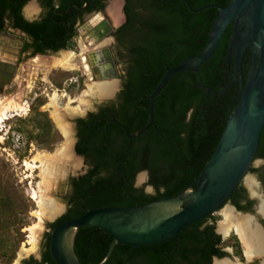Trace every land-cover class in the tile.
Instances as JSON below:
<instances>
[{
	"label": "trees",
	"instance_id": "1",
	"mask_svg": "<svg viewBox=\"0 0 264 264\" xmlns=\"http://www.w3.org/2000/svg\"><path fill=\"white\" fill-rule=\"evenodd\" d=\"M25 1L0 0V10L9 8L19 21ZM59 1L60 10L72 2L70 11H76L83 0ZM88 1L87 10L104 6V0ZM124 1L127 20L120 36L129 47L127 73L116 101L82 120L81 142L76 150L86 155L89 167L71 180L69 207L51 223L52 227L79 216L88 208L140 205L194 187L193 182L213 153L227 114L236 101L237 82L226 85L233 72L232 58L226 60L230 26L211 57L199 67L200 80L210 90L199 84V78L192 71L174 74L155 97L154 123L129 140L125 130L132 133L147 123V97L165 69L200 53L206 44L218 9L208 7L194 12L192 8L207 4L225 6L231 0ZM45 3L52 5L50 0ZM20 26L41 51L57 49L59 44L53 43V34L66 31L62 23H53L49 15L40 23L23 21ZM250 62L251 51L247 48L241 61L243 79ZM255 159H261L262 163L252 166L250 171L256 174L264 189V126ZM144 170L148 172L146 184L153 187L152 193L134 186L135 176ZM244 194L242 183L232 193L240 209L251 207V202L241 204L240 197ZM204 219L186 227L178 239L137 247L116 244L104 264H209L210 256L217 253L214 247L217 237L210 228L198 231ZM48 240L49 233L45 237L42 261L31 259L27 264H56L49 253ZM111 240L98 227L82 226L76 232L74 250L82 264L100 262Z\"/></svg>",
	"mask_w": 264,
	"mask_h": 264
},
{
	"label": "rangeland",
	"instance_id": "2",
	"mask_svg": "<svg viewBox=\"0 0 264 264\" xmlns=\"http://www.w3.org/2000/svg\"><path fill=\"white\" fill-rule=\"evenodd\" d=\"M105 3L106 13L101 16L107 15L112 25L117 26L121 12L119 0H106ZM29 8L36 11L31 2L24 11ZM95 15L89 14L85 21ZM93 39L89 38V44ZM112 40V36L107 35L90 46L79 35L61 52L33 56L26 53L19 60L14 80L0 94V116L10 101L13 104L7 108V118L0 120V264H27L31 259H40L43 239L51 223L68 209L71 180L88 168V163L74 152V120L112 103L121 89L119 76L93 78L84 55L95 48L108 46ZM16 50L17 41L10 46V52H0V58L16 60ZM126 67L124 63L119 65L120 75L125 73ZM108 84L113 86L107 88L105 95L108 98H99ZM261 161L256 159L253 166H259ZM247 176L256 183L259 194L264 195L256 174L249 171ZM136 178L138 186L152 191L146 184L144 172ZM242 184L250 192L248 186ZM230 210V204L226 203L220 215H214L217 225L227 221ZM53 212L55 215L51 218ZM39 213L46 222L40 220ZM244 216L234 221L230 219L229 229L231 224L236 230L244 228V221L249 217L259 219L253 212ZM33 234L36 243L27 252L25 250L32 247ZM225 237L228 242L233 240L228 235ZM240 240L242 243L234 250V259L231 255L225 259L234 263L246 262L241 256L246 253L249 258V255L241 236Z\"/></svg>",
	"mask_w": 264,
	"mask_h": 264
},
{
	"label": "water",
	"instance_id": "3",
	"mask_svg": "<svg viewBox=\"0 0 264 264\" xmlns=\"http://www.w3.org/2000/svg\"><path fill=\"white\" fill-rule=\"evenodd\" d=\"M119 4L121 8L122 0H119ZM208 7H216L218 12L202 51L165 69L147 97V123L132 133L125 131L130 140L151 127L154 123L155 97L176 73H196L199 84L209 91L210 88L200 80L199 67L211 57L221 36L232 25L226 60L232 58L233 72L226 85L236 81L239 92L227 114L213 153L193 182L195 186H189L174 196L140 205L88 208L73 219L50 226L48 249L56 264H82L74 250L75 235L82 226L98 227L112 238L104 258L100 262L89 264L107 262L116 244L137 247L178 239L179 233L186 227L216 213L241 183L248 186L252 197L257 196L256 213L264 218V195L259 194L256 183L247 176L256 162L255 156L264 126V0H231L225 6L207 4L192 10L200 11ZM247 48L251 51V64L243 79L241 61ZM97 52L102 54V51ZM107 52V57H110L109 51ZM16 68L14 62L0 60V94L11 84ZM107 87L111 89L113 86L108 84ZM105 94H101L99 98L104 99ZM249 220L257 224L255 216L249 217ZM43 221L46 222L47 219ZM245 224L244 229L253 239H264L263 232L257 226ZM255 228L257 235L252 231ZM259 251H264V246Z\"/></svg>",
	"mask_w": 264,
	"mask_h": 264
},
{
	"label": "flooded vegetation",
	"instance_id": "4",
	"mask_svg": "<svg viewBox=\"0 0 264 264\" xmlns=\"http://www.w3.org/2000/svg\"><path fill=\"white\" fill-rule=\"evenodd\" d=\"M45 1L46 0H26L24 4L21 6L20 13H19V16H20L19 21L16 20L14 15L11 14V11L9 8L0 10V52H3V53L10 52L9 51L10 46L12 45L13 42L17 41V50H16L17 59L10 60L9 58H5V60L14 62L16 65H18L19 60L26 53L33 56V55H43L45 53L55 54V53L61 52L62 50H66L68 49L69 45L72 44L71 41L72 40L76 41L77 36L79 35L82 36L85 42L90 46L94 45L96 42H98L103 37H106L107 35H111L113 38L111 44H109L108 46L95 48L91 50L90 52H88L87 54L85 53L84 55L85 57L84 56L83 57H84V60L88 63L87 65L91 69V74L93 78H103V77H107L106 75L119 76L121 78V87H122L123 79L126 76L127 70L125 69V73L120 75L119 65L121 63H124V65L126 64L127 66L129 63V49H128L129 47L123 42L125 40L121 38L120 36L123 30L122 26L127 20V17L123 10L125 1L122 0L121 12H120V15H118L117 17V20H118L117 26L112 25L111 20L110 18H108L107 15L101 16V13H104V14L106 13V10H105L106 0H104V6L102 8H96L92 10L86 9L89 5V1L83 0L82 3L77 6L76 11H72V10L70 11L71 5L74 4L72 2H71L72 4L70 3L65 10L64 9L60 10L59 0H50V3H52V5H50L49 3H45ZM30 2L31 4H34V6L36 7L35 12H33L31 8L27 9L26 12L24 11V7ZM192 9H196V8H192ZM194 12H197V11H194ZM92 13L96 15L92 17L91 20L85 21V18L89 14H92ZM48 15L51 17L53 23H56L57 25L62 23L66 31L65 32L57 31L56 34H53L54 36L52 40L53 43L56 45L59 44V47L57 49L55 50L49 49L46 51L45 50L41 51L40 49L36 48V46L34 45L35 42L32 39V37L20 25H22L23 21L28 24L40 23ZM67 26H71V28H68ZM90 37L94 38L93 40H91V43L93 44L91 43L89 44ZM62 43H64V45H62ZM97 51H102V54L99 55ZM107 51H109L110 57H107V53H108ZM250 64L247 63L248 69L250 67ZM238 92H239V86H238ZM237 95H236V99H237ZM115 98L117 99V95L115 96ZM112 103H114V101ZM103 107L105 106L99 107L97 112ZM107 112L111 113L109 110H107ZM90 113L92 112H88L84 117H77L74 120L75 122L74 123V134H75L74 152L77 156H79L85 162H87L86 155L84 153L77 152L76 146L81 142L80 129L82 125V120L86 119ZM120 127L124 129L122 125ZM129 146H130V143L127 144V149ZM261 163L262 161L260 162V164ZM87 170L88 168L83 173H85ZM140 172H144V174L147 177L146 179L148 180V172L146 170L140 171ZM139 173H137V175ZM137 175L135 176V179H134V186L143 187V186H138L136 184ZM143 188H144L145 193L153 192L152 186H151L152 188L151 192H148L145 189V187ZM256 197H257L256 195L255 197H252L250 192H248L247 189L245 188V194L242 197H240L241 204L243 205L247 202H251V207L248 209H240L235 205L234 203L235 198L233 197V195H231V197L227 200L226 203L230 204L231 210L233 211L231 212L235 216L232 218V220L234 221L236 218H239L240 216H244L245 214H247V212L256 213L257 211L256 209L257 198ZM222 207L213 215L204 217L205 219L199 225V229H198V231L201 233V231H204L206 228H210L215 234V236L217 237L216 239L217 241L214 243V247L217 249V253L210 256L209 264H264V251L262 252L259 251L264 246V243H262L260 240L261 237L255 241L252 238L254 241L253 246L255 247L253 249L254 251H252L253 253H251V256L249 258L246 256V253L242 254L241 258L245 260L246 262L234 263V261H232L231 259H225V256H228V255L229 256L231 255L233 258L234 250L239 248L242 242L240 240L239 232L238 230H236L234 225L232 224L230 225V229L227 233L224 230L225 223H222L220 225L216 224L217 218L214 215H220L219 212L222 209ZM256 215L259 218L257 220V224L255 222H254L255 224H253V221H250V220L248 221V219H246V221L244 222L245 223L248 222L247 223L248 226L249 225L257 226L258 230L262 231L264 234V218L261 217V215L258 213H256ZM225 235L232 237L233 240L231 242L226 241ZM44 241H45V238L43 239V245H44ZM42 251H43V247L41 250L40 259L36 260L37 262L42 261ZM207 263L208 262H206V264Z\"/></svg>",
	"mask_w": 264,
	"mask_h": 264
},
{
	"label": "bare ground",
	"instance_id": "5",
	"mask_svg": "<svg viewBox=\"0 0 264 264\" xmlns=\"http://www.w3.org/2000/svg\"><path fill=\"white\" fill-rule=\"evenodd\" d=\"M0 60H2L1 58H0ZM14 80V79H13ZM104 87V86H103ZM105 88H106V90H105V93H107L108 91V87L107 86H105ZM101 91H103V90H101ZM12 101H10V104H8L7 105V108H11L12 107ZM6 108V106H5V108L4 109H6V111L5 112H3V114L0 116V120H1V118L3 117V118H7V116H6V113H8V111H9V109H7ZM8 110V111H7ZM22 110V109H21ZM4 120V119H3ZM55 210V209H54ZM57 211V210H56ZM231 211V210H230ZM55 212H53L51 215H53ZM43 214L42 213H39V217H40V220L42 219L43 220V216H42ZM50 215V216H51ZM233 217H235L233 214H232V212H230L229 214H227L226 215V222H225V227H224V230L226 231V232H228V230H229V224H230V222H231V220H232V218ZM231 219V220H230ZM248 223V222H247ZM227 224V225H226ZM243 226V225H242ZM245 228V227H244ZM244 228H242V227H240V228H238V232H239V235L241 236V239H242V241L244 242V244L246 245V248H247V253H248V255H249V257L251 256V253H253L252 251H254L253 249H254V247L255 246H253V244H254V241L255 240H257V239H255L254 238V241H253V239H252V237L249 235V233L247 232V230L246 229H244ZM252 231H254V233H255V235H257L256 234V228L255 229H253ZM33 232H34V230H33ZM260 240H261V242L263 243V241H264V239H263V237H261L260 238ZM259 240V241H260ZM258 242V241H257ZM30 243H31V245H32V247L31 248H29L28 250L26 249L25 251H27V252H30L33 248H34V246H35V243H36V238H35V235L33 234V236L31 237V240H30ZM256 245V244H255Z\"/></svg>",
	"mask_w": 264,
	"mask_h": 264
}]
</instances>
